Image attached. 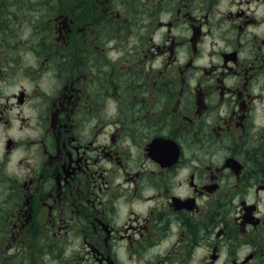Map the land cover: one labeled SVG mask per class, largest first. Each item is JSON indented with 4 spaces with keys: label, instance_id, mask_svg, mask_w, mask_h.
Instances as JSON below:
<instances>
[{
    "label": "flooded vegetation",
    "instance_id": "af4514ba",
    "mask_svg": "<svg viewBox=\"0 0 264 264\" xmlns=\"http://www.w3.org/2000/svg\"><path fill=\"white\" fill-rule=\"evenodd\" d=\"M0 264H264V0H0Z\"/></svg>",
    "mask_w": 264,
    "mask_h": 264
},
{
    "label": "rangeland",
    "instance_id": "374dc122",
    "mask_svg": "<svg viewBox=\"0 0 264 264\" xmlns=\"http://www.w3.org/2000/svg\"><path fill=\"white\" fill-rule=\"evenodd\" d=\"M224 5H226V4H225V3H221V4H220V6H222V8H223ZM69 36H70V35H69Z\"/></svg>",
    "mask_w": 264,
    "mask_h": 264
}]
</instances>
